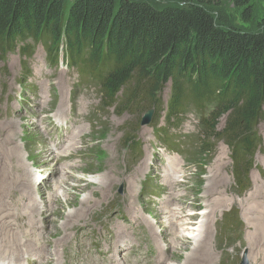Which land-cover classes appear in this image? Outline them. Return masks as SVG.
Wrapping results in <instances>:
<instances>
[{"label": "rangeland", "instance_id": "374dc122", "mask_svg": "<svg viewBox=\"0 0 264 264\" xmlns=\"http://www.w3.org/2000/svg\"><path fill=\"white\" fill-rule=\"evenodd\" d=\"M128 1H148L157 8L184 4V0ZM191 1L199 3L201 0ZM204 2L209 11L218 20L222 15L228 22L242 29L249 31L263 30L264 0L254 1L252 4L253 13L248 18L244 15L242 9H237L234 6L233 0H212L211 2L205 0ZM32 53V56L26 53L30 57L25 58L22 56L20 50L17 49L0 58V124L2 125L3 123L7 126V124L13 122L18 123L17 126H19V129L16 130L17 135L14 142L20 147L19 156L23 159L24 164H27H25L26 169L32 173V176L34 174L37 175V178H34V180L33 177L30 176V172L28 174V172L15 170L14 166L17 162L16 157L15 159L12 158L13 163L9 161V157L3 158V160L0 161L2 162L0 176L2 173L8 175L13 182L15 181L14 185L19 184L22 178H31L30 180H32L33 185L42 180L41 184L43 186L39 187L34 185V187H38L43 195L39 194L37 190H34V196L38 201H42L39 200V194L43 197L44 202L46 193L45 190H43V183L52 182L56 175L59 176L56 168L57 172L55 176L53 178H51L52 176L50 177V171L49 168H47V160L49 158L52 159L53 162L51 165L53 167L56 164L61 167L64 161L55 162L53 158H51L53 156L47 153L49 148L47 152L41 149L46 138L41 135L43 132L41 130L39 131L32 122L33 119H42L43 123L51 125L48 119L51 117L52 113L55 111L58 112L60 109L63 111L67 110L68 119L74 122L76 118L75 127L83 129L82 135L85 133L84 138H78L75 150L69 152V156L73 159L72 164H75L76 169H68L70 174L68 173L67 175L68 181L63 184L64 188L55 189V186H53L51 190V192H59L60 194H63L66 190L67 192L65 191V193L69 194L68 198L60 199V196L57 195L59 198H57L58 200L54 205L56 204L58 209L55 211H52V209L49 211L44 210V213L48 212L51 215L48 222L43 216L35 218L37 221H40L41 224L42 221L47 224L49 230V233L45 234L47 240L59 237L57 241L70 244L76 236L84 232L90 237L98 222L103 221L107 217H116L120 210H124L128 214H135L138 220L144 222L146 217L137 213L138 210L132 207V202L135 204L136 209L142 205L144 210L154 217L153 220L150 221L153 223L157 232L158 228L160 229L159 232H164V227L167 226V224L165 225L163 222L166 221V219L161 218V215H159L157 211V205L160 203L162 195L165 192L162 188L164 187V179L158 176L156 170L158 166L157 163L159 164L158 158L160 157L157 153L168 152L169 155L172 156V158H169L167 164L169 165L171 160H178L172 152L175 150L172 149L178 147L177 143L181 147L184 144V140L189 150L192 148L190 150V157L184 155L186 160V163H184L185 167H189V172L191 173H196L197 171L196 175L187 177L188 181L184 180L185 184L180 183L179 186L176 187L177 190L179 187V192L186 198L185 203L189 205L195 204L197 207L199 206L201 208L200 213L203 214L205 213L203 209L213 210L217 208L219 202L216 200L219 197L223 201L226 200L228 202L223 205V207H218L219 209H216V213L210 214L211 243L218 246L217 254L214 250L210 249L212 256L209 254V258H207L208 255L206 254L208 253L203 252L204 249L202 247L198 250H194L196 247L195 245L193 246L192 239H188L183 245L180 244L179 250L173 252L176 248L172 241H168L170 258L167 264H197V257L202 259L204 264H212L210 258L213 259L215 254L216 258L214 264H241L245 255L248 257L249 264H255L252 261V255L254 253L253 250L258 249L257 246L259 242L256 243L255 241L254 229L256 225L253 220L252 222L254 224L252 222L251 224L249 223L248 219L252 218V216L247 214L246 209L251 206L252 201H256L257 203L260 202L259 195L257 194H261V204L264 205V122L259 126L263 147L257 152L255 158V165L258 170H254L251 174V189L246 193H240L234 186V179L231 172L232 160L230 149L225 143H218L216 149H214L215 153L212 156L205 153L200 155L198 151H195L198 147H195L193 142L196 139L198 127L196 113L194 111H190L184 118L163 130V127L166 125L165 116H161L158 110L157 113L155 112L153 114L151 124L143 126L141 124L143 121L142 118L146 119L144 115L147 113L148 109L143 108L138 112L133 108L125 112V109L120 107L123 103L120 98L113 107H108L103 101L99 84L94 83L91 85L89 81L88 84L90 85L86 87L82 86L81 83H78L79 78L77 71L73 68H69L66 64V60L61 61L59 66H52L47 52L42 45L36 46ZM61 55L64 58V56H66L65 51H62ZM50 60L53 59L50 58ZM24 62H26V64H23ZM87 75L88 74L84 73L85 77ZM120 96L121 95H119V97ZM165 96L166 100L170 97L169 90L164 94V99ZM62 100L65 103H62ZM78 114H83L82 124L78 119ZM160 128H162V132H164L166 136H160L158 132ZM103 132H105L106 135L108 134L106 139L103 138L104 136H101ZM165 140L167 141L166 143H164ZM170 140H175L177 143L169 145ZM29 153L32 154L33 157H29L28 160L32 158L37 160V162H35L36 168L30 167L33 162H28V160H26ZM151 154L155 156L154 168H151L150 164L146 162V155L149 156ZM181 154L183 153L181 152ZM79 158L82 159L81 162ZM77 164L79 167L76 166ZM217 168L220 170V177L226 184L221 185L213 193L218 194L219 197L215 196L207 200L208 198L205 196L207 195V190L206 192L205 189L204 192H202V190L206 184H208V180L212 175L211 171L214 169L217 170ZM82 171H85V173ZM103 171H105V173L104 181H102L100 187L101 190L103 189L104 182L110 181L109 173L110 176L114 177L113 181L109 182L108 189L106 190L107 193L104 194V196H95L96 201L92 203V207H89L90 209L88 211L82 210L80 215H78L79 218H72L71 221L67 216L74 213L75 210L80 209L82 206H85V204L81 206L82 201L85 200V194L82 195L81 193H85L87 189L85 186V183L89 180L87 173L99 175ZM131 172H135L138 176V192L136 195H134L135 190L133 195H131L136 182L135 177L131 179L134 182V184H131V189L126 180L128 173ZM185 173L188 175L186 169ZM81 177L86 180L85 182L82 181V183H79L83 186V189H81L80 186H69V184L75 185L77 182H80L82 179ZM143 184L145 185L144 192H142ZM122 185L123 190L120 193ZM4 186L8 188L9 183L5 182ZM13 188L15 190H20L21 187L17 185ZM148 188L151 189L146 191ZM155 188L159 191V196L157 197ZM139 191H141L142 195ZM168 191L170 192L171 190ZM51 192L49 194H52ZM14 195L16 196V194L7 196V200H14ZM0 196H2V194ZM0 200L2 201V199ZM191 201L194 202L192 203ZM26 202L28 203V201ZM1 205L3 206L4 203H1ZM231 210L232 214L229 215ZM192 212L198 214V212H194L193 210ZM256 212L257 211H253V215H255ZM3 216L5 215L0 211V220L2 221H0V234L3 232L0 235L1 240H4L5 237L7 239H12V235H9V233L16 234V232L22 231V229L19 226H14L12 228L8 227L2 220ZM128 217L129 216H122L121 218L128 222ZM257 217L255 218L258 220V224L264 226V220H262L259 215H257ZM198 219L199 216L197 215L194 221L196 223L195 225L201 223L202 218L200 220ZM130 220L133 221L134 218H130ZM116 226L117 221L115 219H111L110 223L106 225L110 233L116 230ZM148 230L152 241L157 247V251L160 252V249L165 250L166 248L164 245L159 242L158 238L153 237L152 231L149 228ZM110 233H100V238L106 242L105 250H107V244L108 241H110V249L106 255L119 257L121 255L119 251L117 252V248L128 245L127 248L130 250H128L127 254L123 257L125 260L120 263L127 264L129 256L134 250V234L124 227L119 228L114 238H110ZM118 235H121V244L116 243ZM17 238H19V236L15 235V239ZM69 240L71 241L66 243ZM251 243L252 245H250ZM89 257L91 259L99 258L101 260L96 262V264H117L115 261L105 259L101 255H90ZM158 257L159 253L158 256L153 259L154 264H160ZM262 258L264 262V255ZM148 263L149 261L147 258L140 257L134 259L132 262V264Z\"/></svg>", "mask_w": 264, "mask_h": 264}, {"label": "trees", "instance_id": "16d2710c", "mask_svg": "<svg viewBox=\"0 0 264 264\" xmlns=\"http://www.w3.org/2000/svg\"><path fill=\"white\" fill-rule=\"evenodd\" d=\"M204 1L157 8L148 1L0 0V58L17 49L28 58L42 45L56 64L65 51L69 66L99 84L104 103L120 98L125 112L160 110L169 84L168 121L195 107L199 154L226 143L235 186L245 192L262 147L264 26L249 31L218 20ZM254 1L233 4L248 18Z\"/></svg>", "mask_w": 264, "mask_h": 264}, {"label": "bare ground", "instance_id": "6f19581e", "mask_svg": "<svg viewBox=\"0 0 264 264\" xmlns=\"http://www.w3.org/2000/svg\"><path fill=\"white\" fill-rule=\"evenodd\" d=\"M65 102H66V99H65ZM65 102L62 100V103H65ZM65 111L60 109L56 113V117L60 121H65V122L68 121L69 116H67V110H65ZM75 123L76 122L72 123L73 128L71 130H69L68 128H65V132L68 134L67 139H63L62 141L57 143V146H59L61 148H64L66 146L65 150L60 151V153H57L56 155H53L52 150H49L47 152V153H50L51 156L53 155V157H51V156L50 157L53 158V160L55 162L64 161V163L61 165V167L57 166V164L53 167L51 165V163L53 162L52 159L49 158L47 160V168H49L50 177L52 176L51 178H53L57 171L59 173V176L56 175V177L53 178L52 182L50 181V182H47L46 184L43 183L44 184L43 190H45V193H46V196H44V202H43V197L39 195V194H42L41 190L38 187H34V185L39 186V187L43 186L41 184L42 180L33 185L32 180H30L31 178L30 179L22 178V179H20V183L17 184V185H20V187H21L20 190H15L13 188V187L17 186V185H14L15 181L13 182V180H11V178L8 175H5L3 173L0 176V195L2 194V196H0V199H2V201L1 200L0 201H1V203H4L3 206L0 203V211L5 215L2 217V220L10 228H12L14 226H16V227L19 226L22 229V231L16 232V234L15 233H9V235L10 234L12 235V239H7L5 237L6 239L4 238V240H1V237H0V264H23L24 260L27 261V264H63V262L60 259H57L56 257L58 256V252H57L58 248L64 247V243L62 241H58L56 243V241L58 240L59 237L52 239V240H47V238L45 236L46 233H49L47 224L43 221L41 224L40 221H37L35 218L38 216H40V217L43 216V218L48 222L51 215L48 212L44 213V210L49 211L52 209V211H55L58 209V207H56V204L54 205V203L57 202V200H58L57 198H59L57 195L60 196V199L68 198L69 194L65 193L66 190L64 191L63 194H60L59 192L58 193L51 192L52 194H49V193L52 190L53 186H55V189H59L61 187L64 188L63 184L68 181L67 175L70 172V171H68V169H76L75 164H72L73 159L69 156V152H73L75 150V146L78 143L77 140L82 135L83 129L82 128L81 129H75L74 128ZM17 125H18V123H15V122L7 124V126H5V124H3V123H2V125L0 124V156H1L0 161H2L3 158L9 157V161L11 163H13L12 158L15 159V157H16L17 162H16V165L14 166L15 170H21L23 172H28V174H29L30 171H28L26 169L27 164L25 163L26 164L25 165L23 159H21V157L19 156L20 147H18V145L14 142L15 137L17 135L16 130L19 129V126H17ZM48 126L50 127L49 124H48ZM89 135H90V132H89ZM107 135L105 134V132H103V134L101 136H104L103 138L106 139ZM17 139H18V137H17ZM157 154L160 155L161 153H157ZM27 160H28V158H27ZM33 160H34L33 166L35 167V162H37V160H35V159H33ZM70 164H72V165H70ZM4 165H5V163H4ZM1 166H2V162H0V167ZM56 168H57V171H56ZM149 168H150V166H149ZM1 170H2V168H1ZM79 172H81V171H79ZM82 172L84 173L85 171H82ZM219 172H220V170L218 168H217V170L214 169L211 171L212 175L208 180V184H206V186L202 190V192H204V189H205V192L207 190V195H205L208 198L207 200H209L210 198H213L215 196L219 197L218 194H213V193L221 185L226 184L225 181L220 177ZM104 173H105V171L101 172V174H99L96 177H92L91 180H89L87 183H85V186L87 187L86 192L81 193L82 195L85 194V196H84L85 200L82 201L81 206L84 204H85V206H82L80 209L75 210L74 213L69 214L67 217L70 220L72 218H74V219L79 218L78 215H80L82 210L88 211L90 209L89 207H92V203L94 201H96L95 196H97V195H103L104 196V194L107 193L106 190L108 189L109 182L113 181L114 177L110 176V173H109L110 181H105L104 185L102 187L103 189L101 190L100 187L102 185V181H104ZM180 173H181L180 161L175 160V159L171 160L169 165H167L166 168L164 169L165 182L168 184V186L170 188L168 189L166 186H164V187L167 188L168 190L172 189L173 191H175L176 187L179 186L178 178L180 177L179 176ZM157 174L159 177L163 178V176L160 175V173L158 171H157ZM30 176H32L31 172H30ZM32 177H33V179L37 178V175L34 174ZM132 177H135L136 182H135V186L133 187V192H131V195H133L134 190H135L134 195H136L138 192V176H137V174L135 172L128 173L126 180L128 181L129 188L131 189V184H134V182L131 180ZM81 178L82 179L80 182H77L75 185L69 184V186L70 187L80 186L81 189H83V186H81V184H79V183H82V181L85 182L86 180L83 177H81ZM5 182L9 183L8 188L7 187L5 188V186H4ZM52 184H54V185H52ZM31 185H33V186H31ZM34 190L38 191L39 200H42V201H38L36 199V197L34 196ZM72 190H74V189H72ZM168 190L166 193H164L162 195V198L168 194ZM262 191H263V189H262ZM5 194H6V196H5ZM7 194H10V195L16 194V196L14 195L15 196L14 200L10 199L8 201L7 196H10V195H7ZM257 195H259L258 197H259L260 202L257 203L256 201L250 200V201H252L251 206L248 209H246V212L248 215L252 216V218L248 219L249 223L251 224V222L253 220L255 225H256V228L254 229L255 241H256V243L259 242V244L257 246L258 249L257 250L252 249L254 251V253L252 255V261L255 264H263L264 262H263L262 257L264 255V226L259 225L258 220L255 217H257V215H259V217L262 220H264V205L261 204V200H262L261 194H257ZM178 197H179L178 194L172 193L169 196H167L163 201L161 198L160 203H158V205H157L158 214L161 215V218H164L167 220V221H165V223L167 224V226L164 227L165 231L159 233L162 236L163 240L166 239L167 241L173 242L174 247L176 248L173 252H175L176 250H179L180 244L183 245L184 243H186L188 241V239H192L193 240L192 244H193V246L195 245V247H196V249H194V250H198L200 247H202L204 249L203 252L208 253V254H206V255H208L207 258H209V254H211V256H212V252H210V249L214 250L217 254L218 246L211 243L210 214L216 213L217 210L220 207H223V205H225L228 201H226V200L223 201L219 197L216 200L217 202H219L217 205V208L219 207L218 209L217 208H214L213 210L203 209V210H205V213L201 214L200 213L201 208L199 206L197 207V205H195V204H192V206L189 205V207L187 208V211H186L185 207L178 205V204H180V202H179L180 198H178ZM4 199H5V201H4ZM26 201H28V203ZM172 206H176V207H172ZM132 207L135 210H137L135 207V204L133 202H132ZM192 210L198 211V214L193 213ZM253 211H257L255 215H253V213H252ZM197 215L199 216V218H202V221H201V223L195 225L196 223L194 222L195 221L194 219L196 218ZM144 222L146 223L147 227L152 231L153 237L158 238L159 242L162 243V245H164V247L167 246L166 241L160 240V237H159L157 231L155 230L153 223L150 220H148L147 218L144 220ZM15 235L19 236V238L15 239ZM21 235H23V236H21ZM28 237H30V238H28ZM70 241L71 240H69L66 243H69ZM121 241H122L121 235H118L116 243L121 244ZM252 243L250 245H252ZM127 246L128 245L121 246V248H117V252L119 251V253H120L125 248L127 250H130L129 248H127ZM107 247H108L107 250H105L106 249V242L104 240H102L101 246L98 249L94 250V249H92V247L89 248L90 249L89 255H101L105 259L115 261L117 264H120V263H122V261L125 260L122 256L116 257V256L106 255V253H108V251L110 249V241H108ZM64 248L66 250V247H64ZM168 249L169 248H166L165 250L160 249V252H158L159 253L158 261L160 264H167V251H168ZM191 251L193 252L192 249H191ZM4 252H5V255H4ZM216 254H215V257L213 259L210 258L212 264L215 263L214 260L216 258ZM98 261H101V260L99 258L91 259L90 257L88 259L89 264H96V262H98ZM197 261H198L197 264H204L202 259H200L199 257H197ZM155 264H158V263H155Z\"/></svg>", "mask_w": 264, "mask_h": 264}, {"label": "water", "instance_id": "95a60500", "mask_svg": "<svg viewBox=\"0 0 264 264\" xmlns=\"http://www.w3.org/2000/svg\"><path fill=\"white\" fill-rule=\"evenodd\" d=\"M153 114V111H151L150 113H148L146 115V119H143L142 121V125H146V124H149L151 122V115ZM243 264H248L246 261H244Z\"/></svg>", "mask_w": 264, "mask_h": 264}]
</instances>
